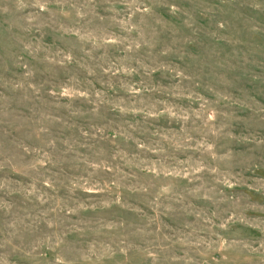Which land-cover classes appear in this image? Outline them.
<instances>
[{
	"label": "rangeland",
	"instance_id": "obj_1",
	"mask_svg": "<svg viewBox=\"0 0 264 264\" xmlns=\"http://www.w3.org/2000/svg\"><path fill=\"white\" fill-rule=\"evenodd\" d=\"M0 264H264V0H0Z\"/></svg>",
	"mask_w": 264,
	"mask_h": 264
}]
</instances>
